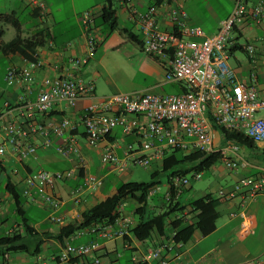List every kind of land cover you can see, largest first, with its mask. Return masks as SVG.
<instances>
[{
    "label": "built area",
    "instance_id": "2783aa9c",
    "mask_svg": "<svg viewBox=\"0 0 264 264\" xmlns=\"http://www.w3.org/2000/svg\"><path fill=\"white\" fill-rule=\"evenodd\" d=\"M43 16L44 5L41 1L31 0ZM128 11L129 19L141 34L142 50L145 54L168 63L164 79L169 83L183 86L179 94L171 93H114L88 104L78 115L77 120L62 116H49L52 108L65 104L75 109L77 104L93 97L94 85L77 79L72 71L88 63L95 49L94 14L85 11L80 15L81 37L87 53L81 57L69 59L67 66L50 65L39 52L31 60L17 67L6 70L5 82L9 86L21 87L18 103H3L6 114L0 117V158L6 153V147L23 161L36 154L37 144L32 138H39L44 147L53 145V139L60 142L55 151L64 159L75 161V166L64 171H47L38 169L26 173L20 179V191L28 199L38 198L51 205H56L49 189L55 182L77 179L79 170L86 167L79 140L74 133L79 126L89 148H97L104 142L100 154V164L108 166L117 174H123L131 166L149 167L160 162L166 151L177 149L183 152L203 151L219 153L227 172L235 173L247 167L245 159L238 155V145L234 141H225L221 146H214L212 124L222 127L231 133H241L253 142L264 140V118L257 117L264 111V98L258 96L255 86L256 74H250V84L240 82L227 65L228 47L232 44L231 34L250 20L264 32V2L251 5L245 0H234L230 14L220 21L216 33L206 35L204 31L187 23V14L182 9L181 0H158L144 11H139L133 0H115ZM161 13L169 29L161 27L157 14ZM52 46V41L48 42ZM252 56L254 47L246 46ZM50 68L53 75L39 73ZM16 113L20 121L2 118ZM119 128L122 136L136 135L139 145L126 144L122 155L117 154L118 143L108 141L112 132ZM17 173L16 171H14ZM202 173L192 172L190 176H175L166 185L164 192L168 200L173 195L177 198L182 188L192 181L200 180ZM102 178L91 173L82 176V183L71 192L74 201L85 189H98ZM157 188V187H156ZM156 188L149 192L153 195ZM240 194L242 202L237 212L241 223L238 236L252 234V219L245 212L246 201H254L264 193V177H244L234 184L232 190L219 191V196L232 199ZM126 202H121L116 209V218L111 223H99L76 231L72 237L84 233L96 234L106 239H125L131 236L135 222L134 215H125ZM3 200L0 199V209ZM176 219H187L183 210ZM51 221L60 219L50 217ZM11 230L6 231L10 235ZM175 233L169 239H161L160 244L147 253H134L132 264H181L183 242L174 241ZM99 251L97 242L89 244L66 245L58 259L68 262L71 259L94 255ZM171 255L172 260L169 256ZM91 264H100L94 257ZM243 264H253L247 261Z\"/></svg>",
    "mask_w": 264,
    "mask_h": 264
},
{
    "label": "crops",
    "instance_id": "0c3cea01",
    "mask_svg": "<svg viewBox=\"0 0 264 264\" xmlns=\"http://www.w3.org/2000/svg\"><path fill=\"white\" fill-rule=\"evenodd\" d=\"M37 1H41L44 5L45 13L43 16L31 0H0V15L13 13L19 24L18 29L12 25H4V34L0 42L7 43L17 34L26 39L42 32L45 34V41L35 52L41 53L50 65L67 66L69 59L81 57L87 53L81 37L79 18L83 12L92 11L96 36L94 53L88 63L72 71V74L86 83L92 82L93 85L98 81L100 73H103L110 81V92L98 95L94 85L93 97L80 101L75 109H69L63 103L56 105L50 111L49 116L53 118L67 116L76 121L82 109L88 104L114 93L179 94L184 91L182 85L165 81L164 75L168 69L166 61H160L145 54L141 45L136 46L122 36L119 31L104 32V27L99 21L100 15L107 7V0ZM258 1L264 2V0H245L248 5ZM157 2L158 0H133V5L139 11H144ZM111 3L119 23L118 27L129 29L131 33L138 36L141 42V34L129 19L127 9L117 4L115 0H111ZM233 4L234 0H181L182 9L187 14V23L201 28L206 35L217 32L220 21L230 14ZM157 18L162 28H170L161 13L157 14ZM49 41H52V46L48 45ZM231 41L233 43L228 47V67L234 72L237 79L244 84H250V74L255 73V86L258 96L263 99L264 32L254 26L248 19L239 29L233 31ZM232 45L242 47L243 50L230 51ZM247 45L254 47L252 56L246 51ZM109 52L112 54L111 63L109 64L111 68H115L117 71L128 68L132 72L143 73L149 76V84L141 87L139 84L133 83L131 88L120 90L122 84H119L118 81L113 82V79L109 78V67L104 61ZM24 60L18 53L5 54L0 52V117L6 114L3 103L7 101L12 106L15 105L19 102L18 97L21 94V87L6 84V70L11 66H21ZM45 74L53 75V72L48 67L39 73V77ZM137 87L141 88L138 89ZM2 120L20 121L16 113H12L11 116L6 115ZM74 133L79 140L86 167L84 170H79L77 179L55 182L52 188L48 190L53 200L56 201L55 206L38 198H25L21 206V213H17L6 186L15 185L20 189V179L26 173L38 169L53 172L64 171L75 166V161L66 160L55 151V145L60 140L53 139V145L44 148L40 144L39 138H32L31 143L38 145L36 154L23 161L17 160L16 156L10 151V147H6L5 155L0 158V199L3 200V207L0 209V237L6 235L7 230H11L10 235L17 234L20 238L18 243H23L27 252L5 253L3 256L0 254V264H91L94 257L100 259V264H132L131 257L134 253H147V251L162 242L157 235H153L151 239L143 242L136 241L132 235L125 239H106L90 233H84L76 237H72V235L67 238L61 237L63 227L76 226L80 222L82 211L103 201L115 192L119 184L124 183L112 182L105 185L106 178L112 170L110 167H103L100 164V154L104 142L100 143L97 148H89L86 145L82 127L79 126ZM213 133L214 146H221L224 140L216 130ZM108 141L118 143L117 154L120 156L126 144H132L134 147L139 145L136 135L124 137L121 135L119 128L112 132ZM240 148L244 150V154L238 155L247 161V167L238 169L235 173H229L221 161V167H214V164L208 170L211 173L212 181L207 182L208 188L203 194L193 198L189 191L192 190V183L182 188L178 201L185 207L184 210L187 214V219L183 220V226L196 222V211L190 207L195 199L210 194L212 197L219 199L220 204L217 207L219 218L215 230L207 236H202L196 231L181 249V264H243L247 261H251L253 264H264V193H261L254 201H246L245 203V212L252 219L254 232L244 237L237 234L241 223L240 217L231 216L232 213L238 211L242 202L240 194L238 193L232 199L221 198L218 194L220 190L224 192L232 190L234 184L244 177H264V156L262 155L264 140L254 142L252 149L238 146V150ZM151 166L153 167L152 174L159 170L160 162H154ZM85 172L101 177L102 185L94 190L85 189L76 202L71 192L77 185L82 183V176ZM205 173H202L200 180H202ZM214 184L218 185L217 189L212 188ZM162 186L164 188L163 195L167 185L164 182ZM159 203L155 204V208L150 207L149 212L157 211ZM133 207V202H126V216L133 213ZM32 214L38 215L39 219H35L36 216ZM50 217L61 221H51ZM90 242L99 244V251L96 254L71 259L68 262L59 261L58 256L66 243L89 244ZM169 258L172 260L171 255Z\"/></svg>",
    "mask_w": 264,
    "mask_h": 264
},
{
    "label": "trees",
    "instance_id": "16d2710c",
    "mask_svg": "<svg viewBox=\"0 0 264 264\" xmlns=\"http://www.w3.org/2000/svg\"><path fill=\"white\" fill-rule=\"evenodd\" d=\"M99 23L104 27V32L119 31L136 46L141 45L137 35L130 32L129 29L119 28V23L113 9L111 0H107V7L104 8L100 15ZM4 25H12L18 29V19L12 14L0 15V41L4 34ZM45 41V34L38 33L30 38L23 39L17 34L7 43L0 42V52H15L20 54L24 59L31 60L36 49ZM233 43V41H231ZM237 49L243 50L242 47L232 45L230 51ZM50 115V114H49ZM223 140L234 141L238 146L253 148V141L241 133H231L220 126L212 124ZM264 156V150L262 151ZM221 159L219 153H207L203 151L183 152L177 149L166 151L165 156L160 161L159 170L151 174L149 182H124L118 185L115 192L106 197L103 201L96 203L92 207L84 210L80 214V222L76 226H67L61 229V237L67 238L80 229H85L91 225L99 223H111L116 218V209L121 202H133V215L135 222L130 230L131 235L136 241L143 242L157 235L161 239H169L172 232L175 233L174 241L187 242L197 231L202 236H207L216 228V222L219 218L217 207L220 200L212 197L210 194L195 199L191 206L196 211V222L183 226L182 219L176 217L185 209L180 204L178 198L173 195L168 200L164 194L158 200L157 211L149 212V202L153 195L149 192L158 187L161 182V176L164 174L165 183H169L175 176H187L192 172L204 173ZM6 190L13 199L14 209L21 213V206L24 203V197L17 186H6ZM17 234L3 235L0 237V254L5 253L27 252L23 243Z\"/></svg>",
    "mask_w": 264,
    "mask_h": 264
},
{
    "label": "rangeland",
    "instance_id": "374dc122",
    "mask_svg": "<svg viewBox=\"0 0 264 264\" xmlns=\"http://www.w3.org/2000/svg\"><path fill=\"white\" fill-rule=\"evenodd\" d=\"M239 54V53H238ZM111 53H107L105 56L104 61L107 63V66L109 67L108 73L110 74L111 79H113V82L118 81L121 89L120 90H125V88H131L133 83L139 84L141 87L146 86L149 84V76L140 73V72H132L130 69L125 68V69H120L121 71H117L115 68H111V65H109L111 62ZM133 70V69H132ZM95 85V91L96 93L103 94V93H108L110 92V81L108 78L105 77L103 73H100V76L98 78V81L94 83ZM138 85V86H139ZM141 87H137L138 89ZM119 90V91H120ZM264 116V111H261L257 114V117H262ZM239 155L244 154V150L240 148L238 150ZM221 159L214 165V167H221ZM223 170V169H222ZM153 171V167L150 165L149 167H140V166H131L129 170L123 174H117L114 171L109 172L108 177L106 178L105 185H109L112 182L115 183H120V182H149L151 180V172ZM164 174L161 176V182L157 188L153 196L151 197V200L149 202V206L152 208H155V204H158V200L162 196V191H164L163 188V183L165 182V178L163 177ZM187 176H190L188 174ZM212 181L211 173L210 171H206L204 177L202 180L199 181H192V190L190 191V194H192L193 198L197 197L200 194H203L205 191H207L208 185L207 182ZM220 183V181H219ZM213 189H217L218 185L212 186ZM196 192L197 195H196ZM195 194V195H194ZM157 207V206H156ZM35 215V214H32ZM35 219H39L38 215H35Z\"/></svg>",
    "mask_w": 264,
    "mask_h": 264
}]
</instances>
